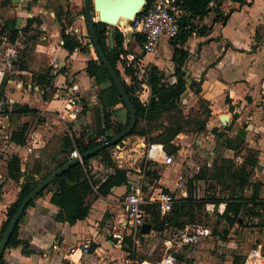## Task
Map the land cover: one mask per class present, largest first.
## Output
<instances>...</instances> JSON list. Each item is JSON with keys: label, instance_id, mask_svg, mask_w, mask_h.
<instances>
[{"label": "trees", "instance_id": "1", "mask_svg": "<svg viewBox=\"0 0 264 264\" xmlns=\"http://www.w3.org/2000/svg\"><path fill=\"white\" fill-rule=\"evenodd\" d=\"M152 0H146L147 6ZM225 0H179L182 7L186 10V15L179 21V31L176 36L169 39L172 46L171 61L174 65L173 81L166 80V75L157 65L149 67L148 86L150 94L148 100L143 102L136 91L141 88L140 82L132 76L130 80H126V75L131 74V68L125 66L122 56L124 55L123 38L124 34L115 28L114 42L115 49L119 51V57L113 59L111 57L112 50L108 47L107 32L108 25L105 22L94 20V29L99 44L103 51L118 73L125 90L127 91L136 111V124L132 128L129 135H138L143 137L146 143H162L165 150L170 155H175L180 149V145L174 142L175 137L179 133H185L190 130H204L207 128V121L212 115V110L208 106V102L199 98L198 110L185 113L181 100L182 93L187 88L186 71L183 68L184 62L189 55L187 46L189 39L196 35H205L212 30L214 22L224 24L228 14L223 10L222 3ZM238 4H245L247 0H229ZM6 2V1H3ZM55 13V19L59 25V34L62 39V47L69 53L79 51L81 53H91V56L86 60L84 70L87 75L92 78L98 85H104L98 89L99 106L94 108L99 110L101 128L97 133L95 126L89 132L76 137L74 134L66 133L60 138L59 153L61 156L55 161V166L43 174L39 178H34L33 175H25L21 171V159L15 154L10 156L7 162V175L9 178L20 182V189L17 198L6 208L5 218L0 223V238L11 218L14 211L24 199V197L34 188V186L53 169L64 164L70 159L69 153L73 148H76L81 154L86 150L103 142L101 137L105 135V131L115 126L112 134L106 136L109 140L112 136L124 129L129 122V112L122 100L118 89L111 79L106 67L102 63L100 57L95 50L89 46V43L80 40L78 35L73 31H66L71 24L68 19L69 14L60 0H50V4ZM144 6L135 18L140 17L146 10ZM213 12L212 23H200L205 17ZM41 19L37 16L27 18L26 24L18 28L14 19H7L0 25V38L6 37L10 43H15L20 34L35 38V33L28 35L34 24L41 25ZM32 42V41H31ZM139 43L142 44L141 38ZM117 63H120L122 72L121 75ZM20 68H25L20 65ZM50 68L36 74V78L43 84V89L50 86L53 74L50 73ZM5 80L1 81L0 92L3 93V85ZM190 86H194V90L198 91L199 87L195 81H191ZM122 104L126 109L127 118L124 124L112 119L114 114L113 106ZM91 107L84 102L82 112ZM39 110L36 107H31L25 103H15L11 116L14 115H33ZM43 120V119H40ZM211 132L215 133L221 147L225 150H231L235 155L242 157L241 161L236 162L233 158L224 154H218L210 164H203L189 178L186 179L187 195L175 198L171 211L166 214H161L155 203L146 204L145 210L148 215L146 221L151 224V229L162 232L166 229H184L186 234L193 236L196 230L197 214L195 208L212 206L218 210V217L224 219L231 227L234 224H241L243 216L247 213L250 217L255 216L259 220L256 224L260 225L263 231L264 243V194H262L263 182L261 180L251 179L252 171L259 164V152L257 149L247 146L245 143V132L239 129L237 133L230 136L227 130L231 128V123L225 125L222 129L216 126L209 127ZM29 123L26 121L10 134V141L25 145ZM128 136V135H127ZM114 145L104 147L95 154L85 158L82 162H77L64 169L58 174L42 191L35 197L41 195L44 190L51 191L50 201L58 206L56 221H67L74 224L78 220H83L89 213L91 204L101 196H106L111 193V188L122 184H127L128 170L118 167L115 160L112 158L111 150ZM100 158V161L106 168H111V172L105 174L104 180L102 177L96 176L90 167L92 158ZM145 176L149 183L159 178V175L151 169H145ZM202 181L205 185L202 196H197L195 193V182ZM250 189L249 194L245 193L246 189ZM164 191L168 192L167 189ZM34 198L22 211L18 221L9 236L6 247L17 246L24 244V248L28 246V240L19 237L20 223L26 214V209L33 203ZM215 229H213L214 231ZM225 235H223L224 237ZM143 236L141 238H144ZM128 241L129 246L123 247L125 241ZM122 244V249L129 254L125 260L134 262L140 261L141 257H136V246L133 244L130 236H125ZM95 245H91V250ZM25 252H28L25 250ZM180 259L192 262V259L185 257L184 253L178 254ZM3 254L0 258V264H3ZM137 262V263H138ZM130 264V263H128ZM136 264V263H135ZM233 264H243V257H234Z\"/></svg>", "mask_w": 264, "mask_h": 264}, {"label": "rangeland", "instance_id": "2", "mask_svg": "<svg viewBox=\"0 0 264 264\" xmlns=\"http://www.w3.org/2000/svg\"><path fill=\"white\" fill-rule=\"evenodd\" d=\"M60 3L66 8L69 14L68 19L71 22L66 31H73L78 35L80 40L89 43L90 46L84 17L83 0H60ZM12 15L13 14L10 11V8L7 9V7L0 6V25H2L5 20L12 17ZM93 18L96 20L97 16L94 14ZM206 18L200 21V23L211 24L210 18ZM34 25L32 27H34ZM52 26L55 27L53 21H51L49 25L45 24L42 28H35L37 27L35 26L33 28L35 38L20 34L17 38L18 42L15 43H10L7 39L0 38V87L1 81L5 80V84L2 87L4 90L3 93L10 96L14 100V103H27L39 110L36 116L14 115L10 117L8 126L5 129L3 136L0 137V170H6L7 172V167L5 168L4 161L8 162L10 156L17 154L21 159V154L23 153L22 145H18L10 141L9 137L13 130L17 129L27 121L29 123V129L26 143L32 144L35 140L39 139L41 140V144L44 143V145L41 147V150H28V153L31 154L29 155L30 157L27 161L22 160L21 171L25 175H28L30 173L27 171L30 172L35 170L38 176H33L36 179L55 166V158L57 157V154H59V141L61 138L60 134H56L55 131L52 132L53 128L51 127H54V120L50 111H53L51 110L53 108L47 104V99L49 100L50 98H54L53 93L55 92V87H45L43 94V84L36 78V74L45 71L48 68L52 69L54 62L62 63L60 71L67 72L66 76H68V80L67 85L64 88L65 92L59 91L58 96L65 94L69 97L73 94H77V98L79 99L78 103H80V100L82 102H86L87 99L90 100L93 98L96 99V105L99 106V99L97 95L98 89L104 86L98 85L92 79V82L87 81L88 83L86 84L88 85V90L84 92H82V90L77 91L71 89V86L77 80L75 76H77V74L81 71L80 67H85V62L91 56L92 52L87 54L77 52L78 54H76L75 58L68 61L66 58L55 56V53H52V57H46L48 51L46 44H56L59 39L58 37H60L59 33L52 35ZM217 26V24L214 25V27ZM57 28L59 32V26H57ZM259 31L263 32L261 29ZM195 36L197 35L195 34ZM30 41L33 42V45L30 44ZM194 43H196L194 39L188 41V48L190 49ZM171 54L172 46L169 40H163L159 44L157 50L146 57L148 67L157 65L164 71L166 75L165 78L168 81L174 80V76L172 74L174 65L170 58ZM67 62L70 67L66 66ZM185 62L183 68L186 71L185 76L188 79V68ZM20 65L26 66V68L30 69V71L24 74L19 72ZM117 67L119 68L121 75L124 76L120 63H117ZM260 75L262 76L263 73ZM261 76L258 78V81L261 79ZM18 80L22 81V84L19 83ZM143 90L144 89L141 87L136 91V93L141 99L145 100L147 92ZM263 92V88L260 92L258 91L256 95V102L258 105L256 106H260L263 102ZM192 96L188 97L186 101L183 100L185 113H191L198 110V101L193 99ZM252 109L253 106L248 104L242 109L240 114L236 113L241 116V118L236 119L231 128L227 130L229 135L234 134L240 128L242 129L245 125V121H251L252 118H249L251 115H257L255 119L258 120L264 119V110H256L257 113L253 115ZM221 113L229 114L230 119L228 123H232L230 122L233 121L231 116H234L232 111L230 112L229 110H225ZM113 116L115 115H112V117ZM252 124L255 123L253 122ZM206 125L207 128L204 130H190L188 132L178 134L177 143L180 147H183V149L179 150L175 155H172L175 160L173 164L162 165L152 162L146 163L147 168L157 173L159 178L154 180L152 183H149L148 178L144 175L143 179L148 183L147 186H143L145 195H148V192L153 188V186H157L162 190L167 189V191L175 198L185 196L187 195L186 179L189 178L203 164H210L213 159L218 156V154L222 153L233 158L236 162L240 161V156H237L232 151L225 150L220 146L215 133L211 132L209 128L216 126L219 129H222L224 126L220 119L217 118L214 121V124L208 121ZM258 126L257 127L259 129H263L261 124ZM255 129L257 128L253 127V130H251L252 133H255ZM254 136L255 135L253 134L251 137ZM124 138H127L129 145H131L135 141L137 142L138 135H128ZM145 144L148 143L145 142ZM145 144H142V150L145 149ZM262 145V157L259 158L258 166L253 169L251 179L257 181L261 180L263 182L262 194H264V143ZM132 153L137 152L133 151ZM136 162V166L138 165L142 168L144 162L140 161V159H137ZM131 171L130 177H133L131 185L135 184L137 186L140 182L139 178L142 177L144 171L139 168L138 170ZM136 174H139V176H136ZM131 185L127 187V191L130 190ZM204 189L205 185L202 181L195 182V193L198 197L203 195ZM126 190L119 197L121 200L124 198L125 192H127ZM249 191L250 189L248 188L245 190V193L249 194ZM194 210L197 214V223L195 234L193 236H189L187 234L172 240L171 229H166L162 232L155 230L150 236L140 238L139 243L136 246L135 255L136 257H141V259L136 264H233L234 257H243V264H264L263 231L261 226L256 224L259 220L257 217H250L246 213L243 216L241 224L236 223L230 227L224 219H220L218 217V210L213 209L210 205L195 208ZM116 212H113L112 215L115 216ZM109 223L110 221L104 224L105 227H107ZM213 229L215 230L213 231ZM100 232L103 239L100 243H98V245H96L98 247L99 254L93 255V262L95 264L131 263L130 261L125 260L126 255L129 253L123 249L119 250L118 247L116 248L108 245L106 243V240L108 239V237L106 239V231L100 229ZM223 235L225 236L223 237ZM170 241H172L173 244L167 246L166 242ZM128 246L129 243L126 240L123 247L127 248ZM181 252L184 253L186 258L192 259V262L190 263L184 259H180L178 254Z\"/></svg>", "mask_w": 264, "mask_h": 264}, {"label": "crops", "instance_id": "3", "mask_svg": "<svg viewBox=\"0 0 264 264\" xmlns=\"http://www.w3.org/2000/svg\"><path fill=\"white\" fill-rule=\"evenodd\" d=\"M49 4L50 0H0V6L7 7V9L10 8L13 15L9 19H14L18 28L26 24L27 18L37 16L41 19L42 23L40 26L35 27L36 25H34V27L42 28L45 24L49 25V23L53 21L55 27H51V33L54 35L59 33L57 30V26L59 25L55 19L54 10ZM222 8L228 14L224 24L214 22L210 32L205 35L197 36L193 34L189 39V41L194 39L196 43L192 44V47L189 49V55L185 60L189 78L187 79V90H185V93L183 92L184 94L181 96V100L183 103V100L186 101V99L192 95V98L197 101H199V98L205 99L208 102L209 108L212 110V115L208 119L212 124H214L217 118L219 119L221 114H226L221 113L222 111H232L234 113V116H231L233 121H230L232 122V126L236 119L241 118V116L236 113L240 114L242 109L248 104L253 106V115L257 113L256 110H264V99H262L263 102L260 106H256L258 105L256 102V95L258 91L260 92L262 88L264 89V0H247V3L242 5L225 0L222 3ZM213 16V12H210L207 16V18H210L211 23ZM215 24L218 26L214 27ZM258 29H261L263 32ZM33 33L34 31L31 30L28 35ZM58 38L56 44H46L48 50L46 57H52V53H55V56L66 58L67 61L75 58L79 51L76 50L69 54L62 47L63 41L61 37ZM163 40L168 41L169 39L164 38ZM15 42L18 41L16 40ZM32 43L33 42L30 41L31 45H33ZM66 66L70 67L68 62ZM24 67L25 68H19V72L23 74L28 73L30 69L26 68V66ZM82 68H84V66L80 67L81 71L75 76L77 80L74 84L78 86L77 91L82 90V92H84L88 90V85L86 83L92 82V78H90ZM50 71V73L53 74V68H50ZM66 73L67 72L59 70L57 74H53L50 82V86L55 87V92L53 93L54 98L47 99L48 106H52L53 108L51 109L53 111L50 112L53 115L54 127L51 128H53L52 132L55 131L56 134H60L61 138L66 133L70 135L74 134L76 137H79L81 134L89 132L94 126L93 110L96 109L94 106H96L97 101L93 98L90 100L87 99L86 103L91 107L90 109L85 112L81 110L78 115L71 113L69 105L71 96L68 97L65 94L58 96L59 91L65 92L64 88L68 80ZM261 73H263L262 76L260 75ZM259 75L261 79L258 81ZM191 81L197 83L199 87L198 91L194 90V86H190ZM18 82L22 84V81L18 80ZM42 92L44 94V89ZM149 94L150 92H147V98ZM73 95L77 96V94ZM83 103L84 102L80 100L79 104L81 107ZM113 109V115L115 116H113L112 119L124 124L127 118L126 109L120 103L114 105ZM250 117L252 118L251 121H245V125L242 127L245 132V143L247 146L257 149L259 158H261V154L263 153L262 144L264 143V119H255L257 115H251L249 118ZM253 122L255 124H252ZM229 124L230 123L227 125ZM259 124L262 125L261 127L263 129L258 128L260 127L258 126ZM253 127L257 128L255 129V133L251 131ZM114 130L115 126L106 130L105 135L112 134ZM237 131L230 136L235 135ZM253 134L255 136L251 137ZM122 140L121 144H123L125 148L124 157L141 156L144 151L142 150V144H145L142 137L138 136L137 142L135 141L131 145H129L127 138H123ZM177 141L178 135L175 137L174 142L178 144ZM40 144L41 140L37 139L32 144L26 143L22 145L23 153L21 154V163L22 160L27 161L30 157L29 155L31 153L29 154L28 150H41L44 143ZM181 149H183V147H180L179 150ZM133 151L137 153H132ZM60 156L61 153L57 154L55 161H57ZM4 163L6 168L7 161H4ZM133 163H135V166L132 165L126 168L128 170L127 175L129 182L127 184L114 186L111 188V193L106 196L98 197L91 204L86 218L78 220L74 224H70L67 221L59 222L55 220L58 206L50 201L51 191L49 189L44 190V192L35 197L33 203L27 207L26 214L20 223L19 237L28 240L27 248H24V244L6 247L3 252V264H70L68 262L69 254L67 252L71 245L83 239H90L91 245H98L103 239L100 229L105 230L106 239L107 237L109 238L107 232L109 224L107 227H105L104 224L108 221L116 222L123 216V199L121 200L119 197L127 187L131 185L133 179V177H130L131 170H138L139 168L138 165L136 166V161ZM90 167L92 172L98 177L105 176L106 173L111 172V169L106 168L100 161V158L97 157L90 160ZM27 172L35 177L38 176L35 170ZM136 176H139V174H136ZM22 179L23 177H21L19 181H15L8 177L6 170H0V223L5 217L6 208L17 198L20 189L19 185ZM139 180L144 181L142 177L139 178ZM134 185L135 184H132L131 186ZM153 188L156 192L161 189L157 186H153ZM129 191L130 190L125 192V195ZM113 212H116L115 216L112 215ZM107 240L106 243L112 246ZM122 244L114 247H118L120 250L122 249ZM25 250L28 252H25ZM92 259L93 255L88 256V260L95 264Z\"/></svg>", "mask_w": 264, "mask_h": 264}, {"label": "built area", "instance_id": "4", "mask_svg": "<svg viewBox=\"0 0 264 264\" xmlns=\"http://www.w3.org/2000/svg\"><path fill=\"white\" fill-rule=\"evenodd\" d=\"M144 6H147V2H145ZM186 13L179 0H152L140 17L114 25V29L117 28L124 34L123 48L125 53L122 59L125 66L132 70L131 74L126 75V80H130L133 76L140 82L141 87L144 89L143 91L150 92L148 86L149 67L146 57L157 50L164 38L170 39L177 35L179 21ZM3 38L6 39V37ZM140 38L142 44L139 43ZM53 68V74H57L62 68V63L54 62ZM71 89L77 90V84H73ZM141 100L146 102L148 98ZM78 101L79 99L76 95L70 97V112L74 115H78L82 109ZM14 104V100L10 96L0 92V137L3 136L8 126ZM106 136L104 135L100 139L106 141ZM122 141L113 146L111 155L116 165L123 168L134 165L135 163L133 162L140 158V161L144 163L142 168L140 166L139 168L144 171L143 174L145 175V169H148L146 166L147 162L170 165L175 161L172 155L165 150L163 144L158 142L145 144V149L140 157H124L125 148L121 144ZM69 157H80V153L76 148H73L69 153ZM144 175H142V178ZM104 178L105 176H102L101 181ZM147 185L148 183L141 180L139 185L131 186L130 191L124 196L122 218L116 222H110L108 225L109 238L107 241L112 246H120L125 236H130L133 244L137 246L141 237L150 236L154 232L152 229L147 234L141 232V226L147 222L148 213L144 207L146 204L155 203L162 215L171 211L175 197L162 189L156 192L154 188L150 189L148 195H145L144 187ZM171 234L172 240L187 235L184 229H171ZM171 244H173L172 241L166 242L167 246ZM90 248V239H83L71 245L67 252L69 254L68 262L70 264H93L88 260V256L99 254V251L97 246L93 250ZM130 262V264H135L138 260Z\"/></svg>", "mask_w": 264, "mask_h": 264}, {"label": "water", "instance_id": "5", "mask_svg": "<svg viewBox=\"0 0 264 264\" xmlns=\"http://www.w3.org/2000/svg\"><path fill=\"white\" fill-rule=\"evenodd\" d=\"M146 0H83V10L86 23V30L88 33L90 46L95 50L97 55L100 57L102 63L106 67L111 79L113 80L118 92L126 105V108L129 112V122L127 126L119 131L117 134L112 136L109 140L103 141L100 144L86 150L80 154V157H73L66 161L64 164L53 169L49 174L42 178L31 191L24 197L20 202L13 215L11 216L1 238H0V258L4 252L6 243L9 239V236L15 226V223L18 221L22 211L28 205V203L35 198V196L42 191L58 174H60L64 169L71 166L74 163L80 162L85 158L95 154L97 151L104 147L110 145L118 144L125 136L129 135L132 128L136 124V111L135 107L125 90L121 79L119 78L118 73L115 71L105 52L103 51L101 45L98 42L96 32L94 29V18L93 15L97 16L96 20L107 23L108 32H107V43L108 47L112 50L111 57L117 59L119 57V51L115 49L114 42V25L118 23L120 17H127V20L135 19L136 15L144 7ZM185 93V92H184ZM181 96H183V94ZM94 114V126L95 130L98 133L101 128L100 114L98 109L93 110ZM219 119L223 126L228 124L229 115L221 114ZM151 231V224L145 222L141 226V232L147 234Z\"/></svg>", "mask_w": 264, "mask_h": 264}, {"label": "bare ground", "instance_id": "6", "mask_svg": "<svg viewBox=\"0 0 264 264\" xmlns=\"http://www.w3.org/2000/svg\"><path fill=\"white\" fill-rule=\"evenodd\" d=\"M127 17H120V20L118 21V23H123L125 20H127L126 19ZM213 120V119H212Z\"/></svg>", "mask_w": 264, "mask_h": 264}]
</instances>
